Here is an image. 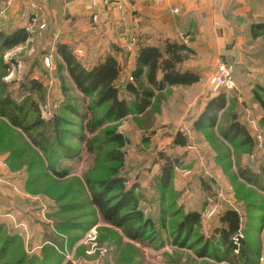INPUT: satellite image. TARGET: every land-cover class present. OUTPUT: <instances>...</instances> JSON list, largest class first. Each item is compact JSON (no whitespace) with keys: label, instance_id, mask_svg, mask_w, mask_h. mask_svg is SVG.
<instances>
[{"label":"rangeland","instance_id":"374dc122","mask_svg":"<svg viewBox=\"0 0 264 264\" xmlns=\"http://www.w3.org/2000/svg\"><path fill=\"white\" fill-rule=\"evenodd\" d=\"M6 16L5 11L0 13V17ZM38 26H32L31 31L25 27L29 34L26 42L2 55L6 68L0 69V100L9 96L18 102L28 95L22 90L23 84L39 82L41 89L32 100L40 119L48 122L55 116L62 118L65 123L59 127L61 143L79 155L77 159L50 157L49 162L19 130L0 118V248L6 236L14 240L0 256V264H241L237 251L234 257L230 256L231 263L229 256L224 261L197 256L205 241L210 243L212 253L221 250L215 230L219 213L229 208L239 215L238 236L242 242H237L235 236L232 240L245 258L253 264H264V174L260 170L264 166V109L254 97L257 94L264 100L260 91L264 81L255 84L251 77V51L244 61L232 65L235 89L226 92L227 106L218 114L214 128L195 132L190 123L206 94L212 95L207 85L211 68L196 90L184 93L172 88L156 92L145 114L105 124L97 131L94 151L88 153L75 138L83 130L72 109L83 114L89 101L76 91L66 71L58 70L61 60L55 46L68 41L73 54L86 65L103 59L107 50L101 53V47H95V36L85 32L57 35L47 26ZM128 37L129 33L125 46L117 40L112 52L122 70L117 81L120 97L131 101L124 85L131 82L136 44L130 39L133 36ZM99 38L103 36L100 34ZM103 111L102 108L96 112L100 115ZM180 116L182 119L177 120ZM232 116L247 129L251 145L241 139L232 144L222 139L220 132ZM106 129L128 139L121 149V165L106 157L116 147L100 143ZM177 132L187 138L185 149L172 144ZM44 136L47 145L57 151L51 129H45ZM90 137L86 134V138ZM166 157L179 162L174 166L170 189L161 194L157 175ZM247 170L258 172L256 183L240 177L239 173ZM63 172V177L55 175ZM114 174L126 180V187L137 186L133 192L138 208L154 225L146 232L153 239L151 242L143 245L130 241L121 229L103 223L91 205L90 185L94 187L98 180L111 179ZM161 195L164 200L158 204ZM210 210L215 215L207 218ZM191 211L198 213L200 219L181 248L173 243L175 230Z\"/></svg>","mask_w":264,"mask_h":264},{"label":"trees","instance_id":"16d2710c","mask_svg":"<svg viewBox=\"0 0 264 264\" xmlns=\"http://www.w3.org/2000/svg\"><path fill=\"white\" fill-rule=\"evenodd\" d=\"M252 29L254 37L261 36L264 39V24L253 25ZM28 38L29 34L24 28H14L9 31L0 29L1 70L6 68V65L2 64V55L6 51L22 45ZM55 49L56 56L61 60L58 70H65L76 91L83 99L89 101L87 110L83 114L72 109V113L81 120L83 130V133L75 138L79 143L85 145V150L88 153L94 151L92 146L95 141L98 142L96 136L100 128L107 123L118 122L128 116L145 114L151 108L155 92L172 87H189L199 82L198 74L183 68V63L192 53V50L178 41H166L162 47L145 45L142 42L136 43L133 68L130 72L131 82L128 80L124 85V91L132 98L131 101L120 97L117 81L122 70L114 54H106L101 61L86 65L73 54L72 49L67 44L58 43ZM0 86L3 85L0 83ZM40 89V83L31 80L22 85L23 92L28 95L18 102L10 99L9 96H4L0 100V118L4 119L12 128L19 130L34 147L46 155L49 162L50 157L54 158L55 156L77 159L78 152L61 143L62 133L59 131V127L65 121L56 116L48 122L40 119L37 104L34 99L32 100L33 94ZM260 91L264 93V87L260 88ZM226 92L228 91L221 89L214 95L206 94L204 109L192 121L193 131L199 132L216 126L218 114L224 111L227 106ZM254 97L264 109V100L262 101L257 94H254ZM102 108L104 109L102 114H97L96 111ZM45 129H51L53 132L58 152L47 145L44 136ZM85 133L91 137L86 138ZM101 134L102 141L100 143L116 147L115 150L106 153L107 159L121 165L124 159V152L121 149L127 144L128 139L113 129L103 130ZM220 135L224 141L230 144L234 143L236 139H241L245 144L251 145L252 143L247 129L233 116L231 122L220 132ZM187 142V138L182 133L177 132L173 137L172 144L184 148L187 146ZM178 162L177 158L171 157H166L163 160L157 175V187L161 194H165L170 189L174 166ZM260 170L264 174V166ZM260 170L258 169V171ZM55 175L63 177L66 173H55ZM239 175L249 183H256L260 177L258 172L253 170L241 171ZM95 186L90 185L89 188L90 203L100 215L103 223L121 229L123 235L135 243L144 245L153 240L146 232L152 229L154 225L152 220L145 217L141 209L138 208L137 197L133 192L137 187L136 185L126 187V180L114 174L111 179L98 180ZM161 196L162 198L157 200L158 204L164 200L163 195ZM199 219L200 215L196 212L191 211L185 214L176 227L173 243L181 248L184 247L185 239L198 224ZM218 224L219 226L215 231L218 232L220 238L217 243L220 244L221 250L218 249L212 253L209 250L210 243L205 241L203 247L198 248L197 256L224 261V259H228V256L234 257L233 253L237 251L240 252L238 258L241 264H253L243 256L241 250L237 248V243L232 240V237L235 236L237 242L241 241L238 236L240 230L238 213L230 208L223 210L219 213ZM13 242L14 240L6 236L0 248V256L8 251ZM228 262H232L231 257Z\"/></svg>","mask_w":264,"mask_h":264},{"label":"crops","instance_id":"0c3cea01","mask_svg":"<svg viewBox=\"0 0 264 264\" xmlns=\"http://www.w3.org/2000/svg\"><path fill=\"white\" fill-rule=\"evenodd\" d=\"M2 11L7 16L0 17V29L27 27L31 31L43 24L57 35L85 32L95 36V47H101V53L107 50L115 55L113 44L118 40L125 46L128 33L135 44L162 47L166 41L182 42L192 50L183 68L198 74L199 82L172 87L176 91L196 90L219 60L231 67L244 61L250 51L251 77L255 84L264 81V39L254 37L252 29L264 24V0H119L110 7H104L102 0H5L0 1ZM205 103L199 104L197 116Z\"/></svg>","mask_w":264,"mask_h":264},{"label":"built area","instance_id":"2783aa9c","mask_svg":"<svg viewBox=\"0 0 264 264\" xmlns=\"http://www.w3.org/2000/svg\"><path fill=\"white\" fill-rule=\"evenodd\" d=\"M117 1L119 0H102V5L104 7H110L112 4H115ZM43 27L44 25H41L40 29H42ZM77 53H80V50H78ZM44 62L46 65H49L50 61L48 58H45ZM207 85L210 89V93L212 94H216L221 89L227 91L235 89V83L232 78L231 67L228 66L223 61H218L211 70L210 74L208 75ZM214 215H215L214 210H210L206 213L207 218H211Z\"/></svg>","mask_w":264,"mask_h":264}]
</instances>
